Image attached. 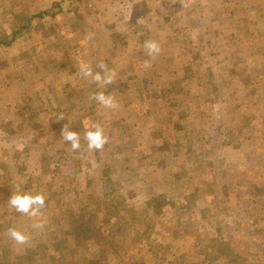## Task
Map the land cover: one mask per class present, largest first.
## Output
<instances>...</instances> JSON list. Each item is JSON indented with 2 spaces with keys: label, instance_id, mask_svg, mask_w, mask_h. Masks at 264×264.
I'll list each match as a JSON object with an SVG mask.
<instances>
[{
  "label": "rangeland",
  "instance_id": "obj_1",
  "mask_svg": "<svg viewBox=\"0 0 264 264\" xmlns=\"http://www.w3.org/2000/svg\"><path fill=\"white\" fill-rule=\"evenodd\" d=\"M55 1L0 0V37ZM62 3L0 47V264H264V0ZM146 40L159 55L147 54ZM101 62L116 74L105 87L81 74ZM151 87L188 89L184 109ZM95 88L117 107L92 100ZM93 103L102 119L62 110ZM48 120L60 136L65 124L80 135L79 150L58 146L70 168L73 155L92 157L84 134L102 123L100 157L130 170L123 182L58 190L43 175ZM17 192L42 194L41 215L15 212ZM81 215L97 227L87 238L71 229Z\"/></svg>",
  "mask_w": 264,
  "mask_h": 264
},
{
  "label": "trees",
  "instance_id": "obj_2",
  "mask_svg": "<svg viewBox=\"0 0 264 264\" xmlns=\"http://www.w3.org/2000/svg\"><path fill=\"white\" fill-rule=\"evenodd\" d=\"M64 0H58L52 3L51 7L49 9H44L38 13H35L30 16H24L18 18V22L14 25V28L12 29L11 33L9 35L1 36L0 37V47H9L11 46L12 43L16 41L17 38L20 37V35L29 30L31 27L32 23L34 22V19H44L45 17H55L56 15L60 14L62 12V2ZM192 80H195L192 77H189L187 79V82H191ZM202 80V77H201ZM146 82L148 85L152 86H157L155 83L151 81V79L144 78L143 80ZM187 87V86H184ZM94 88V87H93ZM142 92L146 91L144 87L141 88ZM150 90L152 91V96H156V99L158 100H164V101H170V107L176 108L180 107L183 108L182 105L185 106L184 103L178 102V99H180L182 96H186L188 89L180 88L178 87H163L160 88V91H156L154 87H151ZM98 89L93 90V94L97 93ZM104 94H107L106 91H102ZM141 92V93H142ZM212 91H209V94H211ZM122 92H119V95L124 101V104H127L128 101L126 100V96L122 95ZM143 94V93H142ZM150 95V91L148 93H144L143 96L146 97ZM205 94H208L206 91ZM218 96V94H216ZM194 101H197L198 98L192 97ZM93 100V99H92ZM160 104V103H159ZM158 104V106H159ZM95 103L90 105L89 107L80 109L74 108V107H64L62 110L63 112H75L74 110H81L83 111L82 114H85V118L89 117V119H102V116H96V111L98 109L96 108ZM165 105V104H164ZM156 107V106H155ZM184 109V108H183ZM158 111V108H156ZM135 109H132V112H134ZM94 115V117L92 116ZM173 115V113H172ZM185 115V111H184ZM133 114L130 112L128 113L127 117L128 119H132ZM84 117L78 118V119H85ZM102 125V123H99ZM47 127V132L45 133L44 136V143H43V152L46 157L47 163L44 165V169H46V173L50 172H56L58 174H43L44 176L48 177L53 185L56 184L58 185V190L63 191L65 189H73V193H80V190L74 188V183H76L78 180H83V181H89L91 183V189L96 187L99 183H103L106 180H113L116 181V183L123 182V178L125 177V174L130 171L126 167H122V165L115 166V165H110L109 161L104 158V160L101 159L100 157V151H105L106 147H104L100 151H89L88 154H90L92 157L89 155H82L80 156L79 154H75L71 157L70 159V164L71 168L68 166H65L64 163H62L61 159L63 154L58 153V146L60 143V146L63 147V151L67 149L68 147L65 145L66 142L61 139V136L58 133L52 132V121L48 120V122L45 124ZM103 126V125H102ZM51 131V134H48V132ZM158 132V130L156 131ZM194 134L192 132L191 136ZM118 139H115L113 141V144L118 142ZM112 145V144H111ZM213 147V146H212ZM212 147L210 148L209 153H213ZM152 149L156 150L155 146L152 144ZM62 151V152H63ZM54 155V156H50ZM122 174V175H121ZM42 175V176H43ZM54 176L57 177H62L61 181H56L54 179ZM50 183V184H51ZM60 188V189H59ZM51 202V200H49ZM86 215H81L79 220L76 221L74 224H71V229L76 230V232L82 237L85 235L87 238V235L89 232L92 230H95L97 227L94 225L91 227V225L85 221Z\"/></svg>",
  "mask_w": 264,
  "mask_h": 264
},
{
  "label": "clouds",
  "instance_id": "obj_3",
  "mask_svg": "<svg viewBox=\"0 0 264 264\" xmlns=\"http://www.w3.org/2000/svg\"><path fill=\"white\" fill-rule=\"evenodd\" d=\"M144 49L149 56L159 55L161 48L158 42L154 40H146L144 42ZM100 71L95 74L91 69L83 70L82 75L85 77H92V79L100 86L105 87L114 82L115 72L107 68V65L100 63L97 65ZM103 73V74H102ZM91 99L102 105L106 109H114L117 104L113 97L105 95L103 92H97L92 94ZM64 119L60 116L58 120ZM61 139L68 142L73 151H77L81 147L80 135L76 131L70 130L68 125L65 124L61 129ZM84 139L87 144V148L90 151H100L105 144L108 143V136L105 134L104 128L101 124L94 123L89 126V129L84 134ZM8 204L17 213L25 214L29 217H37L42 213V209L45 207V197L42 194H21L17 192L11 194L8 199ZM42 227V225H37ZM9 236L18 244L26 243V236L15 229H9Z\"/></svg>",
  "mask_w": 264,
  "mask_h": 264
}]
</instances>
